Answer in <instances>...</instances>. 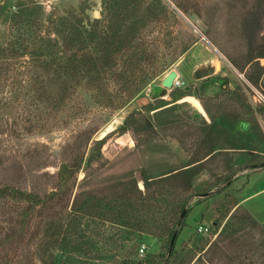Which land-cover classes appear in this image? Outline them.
Masks as SVG:
<instances>
[{
  "label": "rangeland",
  "instance_id": "1",
  "mask_svg": "<svg viewBox=\"0 0 264 264\" xmlns=\"http://www.w3.org/2000/svg\"><path fill=\"white\" fill-rule=\"evenodd\" d=\"M139 1L138 8L124 14L125 25L134 23L152 2ZM163 1L167 7L161 6L164 14L159 22L146 21L138 34L155 55L143 59L137 72L141 74L142 68L155 75L125 104L113 108L97 102L83 86L79 91L69 86L72 95L59 103L60 80H53L60 71L61 55L55 40L70 38L72 52L79 54L83 36L85 51L101 56L96 41L99 32H111L108 22L89 35L83 33V26L92 29L101 17L103 0H0V186L10 185L44 197L60 185L59 165L84 154L73 183L62 187L63 192L52 200L32 207L23 200L0 199V264H24L26 257L39 264L35 244L40 224L47 216L70 210L74 200L99 197L118 206L129 198L135 215L141 206L135 189L142 191L146 184L165 176L162 179L174 188L175 195L166 197L171 204L190 193H203L190 194L184 206L189 207L186 216L184 213L180 219L181 213H167L171 206L160 202L163 215L145 223L141 235L132 226V240L115 237L121 226L109 221L108 215L100 220L83 219L84 235L96 238L101 253L110 251L115 260L137 240L139 248L143 245L137 257L145 262L140 264H158L167 243L170 246L168 230L174 229L177 234L166 255L169 264H264V191L251 195L232 215L234 208L227 212L229 205L264 185V171L260 180L249 181L242 172L250 159L244 154L232 168L240 173L239 178L225 186L219 183L233 173L228 146L264 142V82L254 87L246 79L249 64L241 72L230 61L245 51L239 24L244 12L241 6L249 0ZM178 3L189 13H184ZM117 27L120 22H113L112 29ZM33 45L40 54L35 56V67L28 63L29 54L25 53ZM183 47L187 49L182 53ZM112 54L102 56L116 66L103 70L99 79L103 92L111 95L125 90L116 78L122 63L130 58L126 52ZM216 61L220 67L212 75L192 78L195 66ZM259 63L264 66V58ZM171 69L177 70L179 76L172 80L177 78L179 85H172L160 97L157 88ZM109 95L104 94L103 100ZM103 137L101 156L86 163L94 141ZM209 153L212 156L201 165L184 168ZM202 167L209 170L204 184L193 181ZM223 170L227 171L224 176H218ZM227 220L230 227L219 235ZM233 227L237 231L230 235ZM93 250H87L84 264H89L88 255L96 264H109L94 258L101 253Z\"/></svg>",
  "mask_w": 264,
  "mask_h": 264
},
{
  "label": "trees",
  "instance_id": "2",
  "mask_svg": "<svg viewBox=\"0 0 264 264\" xmlns=\"http://www.w3.org/2000/svg\"><path fill=\"white\" fill-rule=\"evenodd\" d=\"M231 1L237 2L238 0ZM139 2V0H103L101 17L94 21L92 29L89 28V30H87V28L83 26V33L87 32L89 35L90 33H95L97 31L96 29H100V25L103 26L102 23H104L105 20L108 22V27L109 30L111 29V32L107 34L99 32L98 41H96L98 49H100V57H95L85 51L86 40H84L83 36L80 38L82 40L80 41L81 50L79 54L72 52V44L71 41H69L70 38L63 39L62 42L55 40L54 45L60 48L61 54L58 60L60 71L58 72V76L56 74L55 78H53L54 82L55 80L56 82H58V79L60 80V87L57 90V99L59 103L65 102L66 99L72 95L68 92L69 86H72L75 91H79L83 86L88 92H91L90 95L93 96L97 102L104 105L107 104L111 107L114 106L113 108H119L125 104L129 98L141 90L149 79L154 77V73L144 72L142 68L140 69L141 74L137 72L138 64L143 59L147 58L150 60L152 56L155 55V50H149V45H146L144 40L141 41L143 37H138V34L139 31H141L140 27L143 24L145 25L146 21L159 22L164 14L160 8L161 6L167 7V4L163 0H152L150 4L148 3L147 6H145L146 11H140L142 16L138 15L137 18L133 20L134 23L125 25V21L123 20L124 14L126 16L127 12L138 8ZM176 5L181 8L184 13H189V10L183 4L178 3ZM241 7L244 9V12L240 17L239 28L240 36L244 40L245 51H242L241 55H239V59L230 58V61L233 63V66L241 72L245 66L249 64V72L246 74V79L254 87H258L260 83L264 82V66L259 63V59L264 58V34L259 35L264 27V0H249L244 2ZM171 11L174 12L173 10ZM145 12L146 14H144ZM118 21L120 22V27L112 29L113 22ZM186 49L187 47H183L180 52L183 53ZM37 50V45L25 49V53L29 54L28 63L31 64V67H35V56L37 57V55H40ZM122 52H126V55L130 56V58L122 63L117 74L118 78L116 79L119 82H123V89L125 90H123V93L118 92L112 95L111 93H104L103 91L105 89H103L102 85L99 83L100 74L103 73L105 69L111 71V67L113 65L116 66V62L114 63L109 58H103L102 55H111V53H113L112 55H116ZM145 55L147 56L145 57ZM150 71H152V69ZM160 89L161 87L157 88V90ZM104 94H110L109 99L106 101L103 100ZM54 98L56 99L55 96ZM104 141L105 137L94 141L93 150L87 155L86 163L89 164L92 160H96L101 156V146ZM83 160L84 154L80 155V157H75L70 163H61L57 172L60 185L57 190L47 193L44 197L33 191L22 190L10 185H2L0 186V199L10 198L13 201L23 200L25 202H30L32 207L44 201L52 200L63 192L61 191L62 187L68 183H73V179L81 168ZM165 177L155 179L152 184H146L142 191L135 189L137 194L135 198L140 201L141 205L136 210L135 215L131 212L130 202L127 201L129 198H127L125 203H121L117 206L114 202L111 201L106 203L105 200L103 201L99 197L84 196L82 199L74 200L70 205V210L60 211L55 215L47 216L40 224L38 238L35 244V254L39 264H84L82 258H86L85 255L89 252L87 250L94 249L93 251L101 253L96 244V238L90 235H84L82 220L85 218L100 220L108 215L110 216L108 219L109 221L117 222L121 226L120 233L115 234V237L118 238L119 241H122V239L132 240L135 237V234H133L135 231L132 226H135L138 234L141 235L139 232L142 228H146L145 223H153L155 218L163 215L164 210L160 206V202L167 203V207L171 206L172 211L168 209L167 213L174 212L177 214L181 213L183 210L190 194H203L202 192L190 193L188 196H184V198L177 199L176 203L171 204L167 201L166 197L175 195L173 192L174 188H171L168 180L162 179ZM143 202H146L147 205H144ZM237 203L238 202L229 205L227 207V212L234 208L231 213L232 215L233 212L239 208V205L236 206ZM29 210L30 209H27L26 212H29ZM32 210L33 209H31V211ZM188 211L189 207H187L184 216L187 215ZM176 220L173 222L174 224H177ZM230 224V221L227 220L222 226L219 235L226 232V228L228 229ZM236 231L237 228L233 227L229 230V233L231 235ZM173 232L174 229L168 230L167 236L169 241L171 240ZM96 235L99 236V233H96ZM138 248L139 244L136 240L135 243L132 244L130 250L123 253L120 252L118 254L119 256L117 255L119 260H115V255L109 253L110 251L101 253L99 257L94 258L101 259L109 264H114L112 263L114 261H118V264L144 263L145 261L143 259L137 257ZM168 250L169 244L167 243L162 259H160L158 264H169L170 261H168V256L166 258ZM174 253L175 251L173 250L172 255ZM26 259L27 263L24 264H32L30 257H26L24 260ZM87 259L89 260L87 263L96 264L95 261H92L94 260L93 257L88 255Z\"/></svg>",
  "mask_w": 264,
  "mask_h": 264
},
{
  "label": "crops",
  "instance_id": "3",
  "mask_svg": "<svg viewBox=\"0 0 264 264\" xmlns=\"http://www.w3.org/2000/svg\"><path fill=\"white\" fill-rule=\"evenodd\" d=\"M226 151L228 152L227 156L229 157L230 162L232 164L231 165L232 166L231 170H233L232 168H234L238 164L239 156H243L244 154L245 155L247 154V157L250 158V159L247 160L249 165L242 172L247 174V176H248L247 179L249 181L252 180L253 183L256 180L257 181L260 180V177H261L260 173H261V171H264V166H263L264 165V142L259 140V141H256L254 143H251L250 146H248V147H246V146L237 147L235 145H232V146H228L226 148ZM241 152H242V155H241ZM212 154L213 153L205 154L202 157H199L197 159L191 160L190 162H188L186 164L187 166H184V168H190V167H194V166H197V165H201L204 161H206V159L209 156L211 157ZM257 156L259 158H257ZM249 160H252V161H249ZM217 165H220V164L215 163V166H217ZM235 170L232 171L233 173L230 176H228V175L224 176V174L227 172V171L225 172V170H223V172L218 171V176H220V175L224 176L219 181V183L221 182L220 183L221 186L227 185V183H229L230 180H231L230 181V184H231V183L235 182L239 178V174L240 173H238L237 170L236 171ZM208 173H209L208 168H206V167L200 168L199 171L196 172L195 180H193V181L201 182V184H204L206 178H208ZM210 174H211V172H210ZM262 191H264V185L260 186L259 189L256 192H254L252 194H249V195L245 196L244 198H242L237 203L236 206L242 204L243 202H246L247 199L251 195H253L255 193H258V192H262Z\"/></svg>",
  "mask_w": 264,
  "mask_h": 264
},
{
  "label": "water",
  "instance_id": "4",
  "mask_svg": "<svg viewBox=\"0 0 264 264\" xmlns=\"http://www.w3.org/2000/svg\"><path fill=\"white\" fill-rule=\"evenodd\" d=\"M219 67H220V61H216L215 64H212L211 62H209V63H206V64L197 65V66H195L192 69V78H194V79H202V78H205L207 76H210V75H212L215 72V70L217 68L219 69ZM174 75H176L177 77L179 76L177 70L171 69L161 79V81H160L161 89H160V92H159V96L160 97L164 96L167 93V89L170 88L173 85L175 79L172 80V78H173ZM166 85H169V86H166ZM185 210H186V208H183V210H182V212L180 214V219L183 217V215L185 213ZM176 234H177V231L175 230L173 232V235H172V238H171V241H170L169 252H170V250H171V248L173 246Z\"/></svg>",
  "mask_w": 264,
  "mask_h": 264
},
{
  "label": "built area",
  "instance_id": "5",
  "mask_svg": "<svg viewBox=\"0 0 264 264\" xmlns=\"http://www.w3.org/2000/svg\"><path fill=\"white\" fill-rule=\"evenodd\" d=\"M173 85H179V81H178V79H177V78L175 79V81H174ZM202 228H203V226H202V225H199V226H198V229H199V230H201ZM139 250H140V252H142V251H143V245H142V247H140V248H139Z\"/></svg>",
  "mask_w": 264,
  "mask_h": 264
}]
</instances>
